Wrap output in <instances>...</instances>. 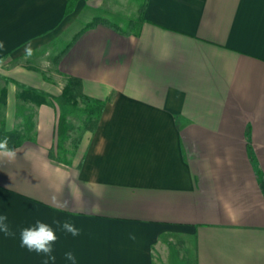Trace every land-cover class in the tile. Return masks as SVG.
Instances as JSON below:
<instances>
[{
    "label": "crops",
    "instance_id": "crops-1",
    "mask_svg": "<svg viewBox=\"0 0 264 264\" xmlns=\"http://www.w3.org/2000/svg\"><path fill=\"white\" fill-rule=\"evenodd\" d=\"M66 5L0 0L8 128L24 127L18 82L59 96L76 76L105 100L67 158L58 142L66 106L28 103L30 132L14 160L0 157V214L16 233L0 232V264H44L20 246V229L37 220L81 230H57L48 264H72L68 251L75 264H264V0ZM97 16L116 28H88L56 60Z\"/></svg>",
    "mask_w": 264,
    "mask_h": 264
},
{
    "label": "trees",
    "instance_id": "trees-1",
    "mask_svg": "<svg viewBox=\"0 0 264 264\" xmlns=\"http://www.w3.org/2000/svg\"><path fill=\"white\" fill-rule=\"evenodd\" d=\"M77 1L78 0H67L66 13H69L74 9ZM140 10L142 14L143 7L140 8ZM98 23H106L116 28V26L113 25V23L108 18L102 16L95 17L91 22L87 23L73 37L71 42L60 53H58L56 60L61 59V57L71 47V45H73V43L77 40V38L81 35L82 32H84L90 27L95 26ZM18 85L20 87L18 97L27 102L34 103L35 105H41V104L53 105L55 99L63 104L77 105L78 100H80V102H82L81 111L86 113L84 126L86 129L90 131L95 130L105 106V100L92 97L84 92L82 80L76 76L69 77L67 83L64 86L62 93L59 96H52L41 89H38L34 86L24 84L21 82H18ZM1 96H2V98H0L1 102H5L6 101L5 88L2 89ZM26 120L27 121L23 129L22 128L9 129L5 124H2L0 126V140L7 138L8 147L10 149H14L17 146H19L24 141L26 134L30 132L33 126L32 116H30V119L27 118ZM66 130H67V118L66 115L62 113L59 117V123H58L59 136H62L63 133L66 132ZM80 139H81V135L75 137L76 145L79 143Z\"/></svg>",
    "mask_w": 264,
    "mask_h": 264
},
{
    "label": "clouds",
    "instance_id": "clouds-1",
    "mask_svg": "<svg viewBox=\"0 0 264 264\" xmlns=\"http://www.w3.org/2000/svg\"><path fill=\"white\" fill-rule=\"evenodd\" d=\"M3 42H0V48H3ZM33 54L30 46L26 47L25 55L30 57ZM0 157L6 158L9 161L14 160L16 157V152L8 147V139L4 138L0 140ZM51 203L56 207L68 208L70 202L68 200H59L56 195L51 196ZM56 225L54 229L52 225L42 221L37 220L34 225L30 227H25L20 229V246L26 248L29 252H35L38 255H43L47 259L44 264H48L49 261H55L56 257L53 254V245L56 243L58 236L57 230L60 232L71 234L73 237L80 235L81 230L75 226L74 223L69 220H56L53 221ZM0 232L4 234L5 237H15L16 233L12 230L9 224V218L7 213L0 214ZM134 234H129V239L135 240ZM64 258L71 261L72 264L76 262V256L72 251L64 253Z\"/></svg>",
    "mask_w": 264,
    "mask_h": 264
},
{
    "label": "rangeland",
    "instance_id": "rangeland-1",
    "mask_svg": "<svg viewBox=\"0 0 264 264\" xmlns=\"http://www.w3.org/2000/svg\"><path fill=\"white\" fill-rule=\"evenodd\" d=\"M137 14H139L138 11H137L136 15ZM135 17H137V16H135ZM125 27H126V25H125ZM19 91H18V93H19ZM0 98H2L1 91H0ZM5 98H7V97H5ZM17 98L20 101L18 102V109H17L16 114H17L18 118L23 117L22 125L24 126L26 121H27L26 119L27 118L30 119V116H32V114H33V107L28 105V103L31 105H33L34 103L22 100L18 97V95H17ZM59 103H61V102L59 101ZM3 104H4V102H1V100H0V126L2 124H5V122H6L4 119L5 113H4V108H3L4 105ZM61 104H63V103H61ZM63 105H65L66 106L65 108L68 109V111H69V112L65 113V115L67 114L66 115L67 130H66V132L63 133L62 136L59 137L58 142L60 144L59 146H63V148L60 147V155L63 154L66 156V155H69L70 151L72 150L73 141H75V137L78 136L81 132L86 130V128L84 126L86 113L81 111L82 102H80V100H78L77 105H73V104L72 105L63 104ZM9 127L12 128L14 126H9ZM17 127H15V128H17ZM11 128H9V129H11ZM65 156H63V157L67 158V156L66 157Z\"/></svg>",
    "mask_w": 264,
    "mask_h": 264
}]
</instances>
